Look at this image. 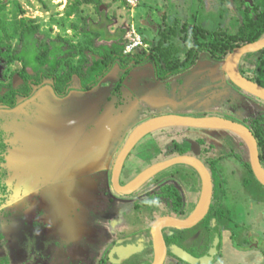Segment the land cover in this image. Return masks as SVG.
Here are the masks:
<instances>
[{"label": "flooded vegetation", "instance_id": "af4514ba", "mask_svg": "<svg viewBox=\"0 0 264 264\" xmlns=\"http://www.w3.org/2000/svg\"><path fill=\"white\" fill-rule=\"evenodd\" d=\"M217 2L216 0H196V4L199 8H206L208 6L207 9L212 6L216 8ZM219 3L223 8L220 15L224 17H221V19L224 18L223 21L226 23L230 21L234 22L235 20L237 23L235 31L243 25L244 18L247 16L251 19H257L260 13H264V0H219ZM201 21L202 19L196 17L195 14L193 21H188L186 24V27L191 26V30L186 31V36H190L191 31L194 30L196 26L203 28L204 26ZM205 25L208 27V30H205L208 39H205V41L216 39L218 37L217 33L222 30L232 31V29H227L226 24L214 28L213 25H208L207 21H205ZM19 41L18 38L14 46L7 45L4 43L0 34V175L2 173L5 175V177H3V175L0 177V185H7L4 191L9 192L8 197H2L4 193H2L0 189V212L3 214V218L6 220L8 227L12 228L8 231H15V228L21 225L23 226V221L26 220L30 229L22 232V235L25 237L23 241L28 242L29 240L31 241L29 243H34L30 238L40 235L41 231L39 227H46L48 229L49 226L44 225L42 222L45 219H50L52 222H49V220L48 224L51 223L52 229H57L58 232L55 234L59 237V241L55 240V247H53L55 253L49 257V260L52 261L53 264H152L156 257L153 225L162 217L185 219L191 216L197 209L202 197V177L198 169L191 163H174L157 171V173L133 192L126 193L120 191V189L125 188L140 173L151 166L162 164L178 156L186 155L196 157L210 172L213 182L212 203L206 217L193 228L180 229L174 226H165L162 228V235L168 248L164 264H187L173 254V246H178L196 257H201L208 252L212 243V238L214 236H219V254L211 263L214 264L220 258L225 230L224 221L226 222V219H228V225L232 226L233 224L231 227L232 236L237 233V237H239V233L236 230L237 225L234 222L237 211L236 207L234 209V205H236V201H238L241 192L244 191L252 199L257 197L264 201V185L260 183L253 171L251 153L248 145L240 136L228 130L186 128V132L189 133L187 136L185 134L181 141L188 143V147L175 145L173 141L174 135L170 133V130L173 128L155 131L140 140L136 146L133 147L124 160L121 170L117 175H115L117 157L131 130L134 128L128 131L129 123L126 125V130L121 131L117 134L118 136L115 135L114 138L108 142L110 143L108 147L92 148L97 150L96 155L94 152L95 150H89V152L85 154L79 153L82 147L76 145L75 148L74 146L69 148V152L62 158L61 152L65 150L62 143L57 145V143L43 140L42 143H48L49 149H56L58 151L57 156L62 159V163L59 164L57 168L58 179L49 178L50 180H43L41 187H39L34 195L31 194L30 197H35L34 200L38 198L37 200L39 201L41 197L45 195L46 191L49 190V187L54 184L53 182H56L60 184L62 191L60 190V193L55 190L54 195L52 190L50 195L53 194L54 199L57 200L55 203L56 205L60 204V199H64L66 202L62 208L54 210L50 208L46 199L43 198L42 201L44 200L45 203L40 204L43 209L42 212H39V215L33 218V220H27L28 216L24 214V208L22 209V198L13 194L9 184V180L13 176H16L14 165L10 163L12 151L15 150V152H17L16 149H22L24 152L25 146H20V143L25 140L24 137L27 133H32L33 127L36 129L39 128L37 134L42 133L45 136L49 135L48 137L57 136L60 142L69 139H78L79 134L72 130L67 131L61 119H58L54 113L47 112L48 107L46 106L47 104L49 105V103L44 102V96L39 99L41 94L35 100L29 101L28 104L24 106L20 126H14L13 116L10 117L9 115H14V108L18 105L19 100L30 98L35 94L36 88H41V85L45 83L52 87V82L50 81L44 80L37 83L34 79L27 77L24 72L23 62L13 58L12 50L17 49ZM190 43L191 41L186 42V55L190 48ZM4 53L11 55V59L15 62H20L21 65L20 69L13 72V76L9 81L4 76L3 69H1L6 57H2ZM256 53L257 57H261L259 55L262 54L263 58V50ZM202 55L203 57H201ZM203 58L211 65L215 66L219 64L223 68L225 59L216 60V58L207 55L205 52H202L200 58L196 60L193 67H198L201 62L200 59ZM238 64V69L242 74L264 86V80L258 78V76H264V74L256 73L255 71L254 77L246 73L247 67L254 65L252 61H240ZM164 67L167 68L168 66L165 65ZM193 67H191V69ZM186 71H190V69H186ZM205 74L209 79V75L207 73ZM223 74L226 75V72L224 71ZM162 76L163 75L160 76L161 79L165 78ZM132 80L136 84L134 77L131 75L130 82H132ZM25 81L32 87V92L29 96L18 98L14 106L8 105L1 99V95L6 91H11V86L13 88H18L24 84ZM216 83H229L231 84V88L237 90V92H232V98L229 96L223 103V106L227 107L228 110H226L224 115L218 112L210 115L193 114V116L221 117L233 120L244 124L256 137L253 119L258 116H263L264 118V100L245 93L242 89L228 80V77L225 82H212V84ZM159 86L157 85V87ZM135 87L138 88V92H136L135 95L133 93L129 96L131 100H129V102L134 103V100H137V102L141 103V97L144 93L139 91V84ZM48 89L49 88L45 86L43 88V93L50 92ZM72 89L71 87L70 92ZM206 89L207 88L204 87L202 91H206ZM84 91L85 90H81L83 93ZM52 94L50 95L53 99L64 101L70 93L66 96H61L54 90L55 95L53 96ZM165 96L169 97L167 99L171 103L172 96H167L166 94L162 97ZM107 100L110 101L109 99H105L101 102H96L95 105L94 103L93 105H89V107L94 108L95 111L98 109V113L95 117L101 120L96 121L95 124L102 123L103 120L101 117L102 115L105 116L102 112L113 109L112 105V108H110V103L104 105ZM237 100H242L247 103L246 105H249L253 113L250 115L242 114V109H239L236 104ZM191 101L192 100L187 101L186 105ZM166 103L169 105L167 101ZM134 104L136 106V103ZM124 105L127 106L126 100ZM169 107L170 108H166L162 114L172 112V106ZM115 109L119 111L120 108L116 107ZM40 121L45 126H42ZM52 122L55 124H52ZM140 122L136 123L135 126ZM262 125L264 127V122ZM191 131H194V134H190ZM124 132L126 133L124 134ZM110 133H115V131ZM197 133H199V135H197ZM149 136H152L151 142L153 143L149 145L150 142H147L146 145L140 146V143L144 142ZM192 141H194L193 146ZM218 142H221V145L225 144V146L223 145V147H220L217 145ZM27 143L29 144L26 145L28 146V151L26 153L29 158L31 155L32 142L27 140ZM52 144L54 147L51 146ZM3 147L5 148L4 150H2ZM102 148H104V150ZM91 152L94 153L90 154ZM87 155H92L95 159V163L82 166L84 165L82 163L85 161L83 158ZM259 156L261 164L264 167L260 149ZM101 158L103 164L101 163ZM144 161H149V163H145ZM255 180L259 185L261 184L263 186L260 190L254 189ZM15 181L17 182L16 179ZM232 186H237V188L242 189L235 191L237 198L234 202L233 200H224L228 197L230 191H232ZM88 187L93 188L98 197L96 198V204L91 208L85 206L83 199L80 198L77 193L78 189H86ZM51 198L52 196H48V200ZM48 208H50L53 213H48ZM221 210L225 213L224 218H222V215L219 213ZM86 220L92 221V227H96L97 232L94 233V236L91 234L92 232H89L87 229ZM198 232H202V238H200L199 243L194 240ZM26 236H29V238L27 239ZM64 239H66L67 242H64ZM246 242L247 240H245V243ZM41 245L46 248L48 247V245L42 243V241L39 245L40 248ZM35 251L36 253H44L42 250L37 252L35 249Z\"/></svg>", "mask_w": 264, "mask_h": 264}, {"label": "rangeland", "instance_id": "374dc122", "mask_svg": "<svg viewBox=\"0 0 264 264\" xmlns=\"http://www.w3.org/2000/svg\"><path fill=\"white\" fill-rule=\"evenodd\" d=\"M217 7H211L209 9L208 6L204 8H199L196 4V0H186V8L183 11L185 15H187L190 20L192 21L194 19V15L196 14V17L202 19V21H207L208 25H213L214 28L221 27L223 24L227 25V29H232V31H235L237 23L235 22H228L226 23L221 19V17H224L223 15H220L221 10L223 9L222 6L219 3V0H216ZM4 4H6L5 8L0 11V17L4 23V31L1 33V36L3 38V41L7 45H15L18 40L17 30L19 27V20L22 18L28 19L29 21L34 20L35 22H38L41 25V31L40 34L44 36V38L49 37H55L56 35H61L63 37H70L71 40L74 42H77L81 46L85 47H93L92 43L87 41L86 35H74L73 31H71L70 27L72 23H75L76 21L80 23H84V17L88 15V9L85 8L81 10V13H78L76 16L68 15L69 10L71 9V2L73 3L74 0H2ZM117 6H119L116 9H105L107 11V16L109 20H116L118 27L123 26L129 30L130 24L133 22L132 20V9L126 8L123 3H120ZM86 5V4H85ZM100 9V7L98 6ZM262 8V7H261ZM104 9V8H103ZM92 13L95 15L94 11ZM98 16V15H97ZM96 16V17H97ZM138 16V15H137ZM188 22V19L186 18V23ZM191 30V26L186 27V31ZM208 30V29H204ZM216 30V29H215ZM218 30V29H217ZM74 36V38L72 37ZM72 41V42H73ZM14 48V47H13ZM5 61L3 62L1 69H3V74L6 77V79L9 81L12 76L13 72L17 69L21 68L20 62H15L11 58V55L6 54L5 55ZM262 58V54L259 55ZM264 58V55H263ZM75 64H78L74 62ZM249 66L247 67L246 73L249 75H252L255 77V73L253 70L255 67ZM168 77V78H167ZM170 77V78H169ZM174 78V77H173ZM176 78H182V77H176ZM186 90H182L180 94H177L176 91H172L173 86H175L174 81H172L170 84L158 86L155 85V81L151 80L150 77H147L144 75L142 78V83H140L139 91L141 93H158L159 97L163 95H175V97H178L180 100V104L184 105L187 101L192 100L191 102H188V105L182 106L183 108L178 110V113L180 114H187V115H204V114H214V113H220L224 115L226 112L227 107L223 106V103L225 100L231 95L232 92H237L235 88H231V84H212L210 80L207 78L206 74H200V75H193L192 73H186ZM258 78L263 79L262 76H258ZM121 79V75L117 74L116 77H111L109 79V82H111L112 86L111 88H104L101 89L99 87H95L90 92H85L84 94H79L77 92H71L69 94V97L65 98L64 101H57L51 97L50 94L53 96L54 90L53 88L48 85L47 83L41 85L40 87H37L36 91L34 92L30 98H25L19 100L18 105L14 108V115H9L10 117L13 116V122L15 123L14 126L18 127L21 123L22 113L24 112V106L28 104L29 101L35 100L39 95L41 94V99L43 96L45 98L44 102L49 103L46 107H48L47 112H52L54 115L61 119L62 124H64V128L67 131L72 130L73 132H77L80 137L78 139H69L67 141L60 142L59 138L57 136L54 137H48L44 134L40 133L37 134L38 129L32 128V133H27L24 137V141L20 143V146H25L24 150L27 152V148L29 143H27V140L32 142L31 147V154L32 155H38L45 149H49L48 143H42L43 140H46L47 142H54L57 143V145H60L62 143V146L65 148V150H62V158H64L65 154L68 151L69 148H74L77 146L82 147L86 146L85 148H81L82 150L79 153H86L89 152V148H95L99 145V147H105L109 146L110 142L114 136H118L121 131L126 130V125L129 123L128 129L131 130L136 123L140 122L143 118H149L156 114H153L154 112L150 111L145 115H138L140 108L145 109V106H150L149 99L142 101L141 103L137 102V100H134V103H138V106L136 107L134 103H130L129 100V91L132 90V92L135 93L138 92V88L135 87L136 84L132 80L130 82V78L128 81H125L124 84L130 85L129 87L131 89L127 90L129 87H121L120 89H112L113 83L116 82V80ZM168 79H171V76H165L163 78L164 81H167ZM107 80V79H106ZM136 81V79H134ZM176 80V79H175ZM179 80V79H177ZM175 81L177 83L178 81ZM184 80V79H182ZM152 83H151V82ZM149 82V83H148ZM153 85L154 88H151L149 85ZM134 85V86H133ZM47 86L50 92H44L43 88ZM77 86V85H76ZM75 85L72 86V88L76 87ZM157 87V89H156ZM207 88L206 91H202V88ZM166 88L168 90H166ZM239 93V92H238ZM241 93V92H240ZM50 95V96H49ZM110 96L115 97V101H118L119 98L127 101V106H125L123 103L120 104L119 114L115 111V105L117 102L114 100L105 101L104 105L109 104L110 102V108L111 105L113 106L114 113L112 114H105L102 118V123L95 124V120L92 119L86 120L84 122V118L80 116V114L83 113H89L90 116L94 115V111H88L87 106L93 105L94 100H101L104 97ZM171 97V96H170ZM232 98V97H231ZM155 99V98H154ZM174 101L173 99H171ZM246 100V99H245ZM131 101V100H130ZM155 101H161L160 99H156ZM243 104H242V103ZM237 106L239 109H242V114H252V109H250L249 105H246L242 100L236 101ZM95 105V103H94ZM254 110V109H253ZM95 119H99L95 117ZM139 119V120H138ZM101 120V119H100ZM129 121V122H128ZM134 123V124H133ZM52 124H55L52 122ZM112 130L115 131V133H110ZM185 130V129H184ZM184 130H178V129H171L170 133L172 135H175L178 138H184L185 134L189 132H184ZM76 133V134H77ZM126 132H124L125 134ZM180 133V134H178ZM196 133V132H195ZM122 134V133H121ZM123 134V135H124ZM190 134H194V131H191ZM199 135V133H197ZM152 136H149L144 142L140 143V146L146 145L147 142H150L152 144ZM108 140V141H107ZM169 140V139H168ZM208 144V143H207ZM217 145L220 147L225 146V144L221 145V142H218ZM35 146V148H34ZM112 146V143H111ZM104 150V148H102ZM95 150V149H90ZM95 155L97 150L94 151ZM103 152V151H102ZM226 152V151H225ZM101 156V154L99 153ZM85 161L84 164H91L95 163V159L92 155H87L83 158ZM64 160V159H63ZM100 162V160H99ZM145 162V161H144ZM101 163L102 158H101ZM145 163H149L145 162ZM145 165V164H143ZM80 185V184H79ZM257 186V187H256ZM263 186L255 180L254 182V189L260 190ZM232 191H230L228 197H226L224 200L227 201H236L237 195L235 191L242 190L241 188H237V186H232ZM40 191V190H39ZM77 193L80 198L83 199V203L87 208H91L96 203L97 193L96 191L88 187L86 189H78ZM254 200V201H253ZM256 199L250 198L244 191L241 192L240 197L238 198V201H236V205H234V209L236 207V214H235V224L237 225V232L239 233V237L237 242H239L242 247L245 248H253V247H264V222L257 221L259 217H257L256 209L261 210L262 209V203H257L256 208ZM238 204V205H237ZM24 206H22V209ZM1 211V209H0ZM258 212V211H257ZM87 224L86 227L91 231L92 235L94 236V233L96 231V227H92V221L86 220ZM232 223V222H231ZM48 225L49 224H45ZM233 226V224H232ZM11 230V227H8L6 220L3 218V214L0 212V264H53L52 261L49 260V257H51L52 250L49 252L39 253L40 251L38 248H36V244L29 243L31 241L28 240V242L23 241L25 240V237L22 235V232L25 230H29L30 227L27 224V221H23V226H19L15 228V231L9 232L8 230ZM14 230V229H13ZM47 231H50V226L48 227ZM20 232V233H19ZM43 232V231H42ZM55 234V232L53 233ZM44 235V233L42 234ZM196 235V234H195ZM194 235V236H195ZM27 239L29 236H26ZM34 237H31L30 240L32 242L34 241ZM200 238H202V232H198L196 238L194 239L197 243H199ZM99 239V238H98ZM236 239V238H235ZM245 240L247 242L245 243ZM42 243L46 244L44 242V239L42 238ZM47 245V244H46ZM52 246V245H51ZM35 248L37 249V252L35 251ZM44 257V258H43ZM46 257V258H45Z\"/></svg>", "mask_w": 264, "mask_h": 264}, {"label": "crops", "instance_id": "0c3cea01", "mask_svg": "<svg viewBox=\"0 0 264 264\" xmlns=\"http://www.w3.org/2000/svg\"><path fill=\"white\" fill-rule=\"evenodd\" d=\"M120 3H123L126 8H131L127 6L124 0H100L96 3H89L86 5L84 4L82 6V10L85 8L88 9L89 11L88 15H90V19L86 21L87 23L84 22L85 24L80 23L79 21L78 22L76 21L75 23L71 24L70 29L71 31H73L74 35L75 34L76 35H83V34L86 35L87 41L91 42L93 47H90V48L89 47L87 48L85 46L83 47L88 49L87 53L88 51H92L93 54L95 55H99L102 52V48L100 47V45L97 44V41L101 43L114 42L121 34H124V32H125L124 38H126L127 40L128 33H130L132 30L137 32L144 41V45L139 49L140 50L143 49L147 51V54L150 57L142 65L135 67L129 73V75L125 77L124 81H128L131 75L132 77H134V79H136V85L139 84V86H140V83L143 82L142 78L144 77V75L147 77H150L151 80H154L155 85H158V84L167 85V84H170L172 81H174L173 84H175V86H173L172 89L170 90L176 91L177 94H180L182 90H186V78H185L186 73H192L193 75H200V74L207 73L210 77L209 78L210 81L214 83L216 81L225 82L227 76L223 74L224 71H223L222 66L219 64L213 66L207 61H205L204 58L200 59L201 61V62L199 61L200 63L198 62L200 67L196 66V67H193L192 69L190 68V71L185 70L177 74L172 73L170 74L171 79H168L167 81H164L163 79H161L160 75L158 77L157 66H156L157 63L154 60L157 58L160 65L165 66L163 64V61L162 60L160 61V59H162V55L159 51L160 42L162 41L164 42L162 44V47L166 48V50L170 49V52L173 51L172 53H174L175 55L174 57H177L179 62H183L186 59V42H187L186 41V24H187L186 18H188V21L191 22L190 18L183 13V11L186 8V0H139L138 5L134 8H131L133 12L131 21L133 22L130 24L129 30L123 26L118 27L116 20L108 19L107 11L105 9H116L121 5ZM118 4L119 6H117ZM98 6L100 7V9L98 8ZM92 11H94L95 15L92 13ZM76 15L77 14H75L74 16ZM201 22L204 26L203 29L205 28L207 29L208 27L205 25V21H201ZM83 28H85V31L83 30ZM170 30L172 33H170ZM72 37L74 38V36ZM68 39L71 40L70 37ZM74 43L78 44L77 42H74ZM244 56H242V58L239 60L238 63L242 61ZM82 58L86 59L82 54H79L76 60H79ZM253 72H255V69L253 70ZM121 73H122L121 69L115 68L113 71L108 73V75L104 78L103 81H101L98 84L97 87L99 88L101 87L103 89L111 88L112 84L111 82H109V79L111 77H116L117 74L121 75ZM176 77H182V78H176ZM262 77L264 78V76ZM175 79L176 80L179 79L177 80L178 81L177 83H175L176 81ZM74 85L75 86L77 85V86L73 88L71 92H74V91L77 92V91L82 90L78 84H74ZM127 86H130V85H127ZM150 87L154 88L153 85H151ZM166 90L168 89L166 88ZM90 91L91 90L84 91V93L90 92ZM77 93L84 94L83 92H77ZM131 94H133L132 90L129 91V96H131ZM158 96L159 95L156 92L155 93L149 92L148 94L144 93L143 96L141 97V102L146 100L147 98H150L149 99L150 106H148V108L147 106H145V109H142L141 107L138 115H145L148 112L150 113V111L154 112L153 114L159 115V114L164 113L166 108H170L169 106H172L171 107L172 109L175 108V111L178 113V110L183 108L182 106H186V104L184 105L180 104L179 98L175 97L174 94L171 95L172 99L174 100L171 103L167 99L169 97L160 96L159 98ZM167 96H169V94ZM67 97H69V95ZM156 99H160L161 101H155ZM103 100L105 99L104 98L101 100L97 99V100H94L93 103H96L99 101L101 102ZM113 100L115 101V98ZM166 101L168 102L169 105H167ZM115 102H117L115 105V108L116 107L120 108V104L121 103L124 104L125 100L119 98V100ZM137 105L138 104L136 103V106ZM87 109H89L88 111H94L95 114L92 116H90L89 113L80 114V116L84 118L83 121L86 122V120L94 119L96 123L95 115L98 113V109H96L95 111L94 108H90L89 106H87ZM115 111H117L116 113L119 114V111L117 109H115ZM112 113H114V110L111 111L110 109L106 110L105 112H102V114H112ZM146 119H148V117L144 119L142 118L141 121H144ZM40 124L42 126H45L41 121H40ZM79 138H82V137H80L79 135ZM51 146L54 147L53 144ZM85 147L86 146H82V148H85ZM97 147L99 146H96V148ZM50 149L43 150L38 155L31 154L29 158L27 157L26 151L24 150L23 152L22 149L20 150L16 149L17 152H15V150L12 151L10 155V163L11 165H14V168L16 170V176H13L9 180L10 188L17 197L22 198L21 203L24 206V210H25L24 214L28 216V219H27L28 221L33 220V218L39 215V212H42L43 209L40 204L45 203L44 200L42 201L43 198L46 199L48 205H50V208L54 210L62 208L66 202L64 199L63 200L60 199L59 200L60 204H57V205L55 204L57 200L54 199V196H53L54 191L55 190L59 192L60 190L62 191V189L60 188V184L56 182H53L54 184H52L49 187V190L46 191L45 195L42 196L39 201L37 200L38 198L34 200L35 197H30L31 194L34 195L39 189V187H41L42 185L41 183L43 180L46 181L49 178L58 179L57 168H58V165L62 163V159L58 158L57 156L58 151L56 149H51V150ZM90 149L92 148H89L88 150ZM93 153L94 152H91L90 154H93ZM75 163H78V162H75ZM85 165L86 164L82 166H85ZM15 179L17 180V182L15 181ZM52 190H53V194L50 195ZM48 196L50 197L52 196V198L48 200ZM255 199L257 200L256 208H257V203H260V202L262 203V209L261 210L256 209L257 217H259L257 221L259 222L260 220L264 222V201H262L263 199L261 198L258 199L257 197ZM50 208H48L49 209L48 213L51 214L53 213V211L50 210ZM49 220L45 219L42 223L45 225L48 223ZM231 227H232L231 225H227L224 227L225 230H224V237H223V246L221 249L220 258L214 264H264V247H259V248L258 247H253V248L242 247V245L239 242H237L238 237L235 239L234 236H232ZM43 233H44L43 235L44 242L48 245V247L46 248L41 245L40 250L44 252H49L50 250H52L51 252L52 254H54L55 249L53 247H55V243L53 241L50 242V240H53L54 238H56L57 235L53 234L54 232L52 231L48 232L46 227L43 230V232H41V235Z\"/></svg>", "mask_w": 264, "mask_h": 264}, {"label": "trees", "instance_id": "16d2710c", "mask_svg": "<svg viewBox=\"0 0 264 264\" xmlns=\"http://www.w3.org/2000/svg\"><path fill=\"white\" fill-rule=\"evenodd\" d=\"M98 1L100 0H74L68 15L81 13L84 4L96 3ZM5 6L6 4L0 0V11H2ZM88 19H90V15L84 17V22ZM83 30L85 31V28H83ZM3 31L4 23L0 17V34ZM40 31L41 25L38 22H35L34 20L29 21L25 18L19 20L17 35L20 41L17 49L12 50V55L14 59L23 62L24 72L27 77L34 79L37 83L44 80L52 82V87L55 92L61 96L68 95L74 84H78L81 89L85 91L94 89L104 80L108 73L115 68L121 69L122 73L121 79L116 80V82L113 83L112 89L115 90L120 89L121 87H129L124 84L125 77L129 75L135 66L143 64L147 61L148 57H150L147 54V51L143 49H137V51L132 54H126L125 47L127 40L124 38L125 32L114 42L101 43L97 41V44L102 48V52L99 55H95L92 51H88L87 53L88 49L72 42L66 37L57 35L53 38L49 36L44 38V36L40 34ZM170 33H172L171 30ZM217 35L218 37L216 39L205 41V39H208L207 32L202 27L196 26L195 29L191 31L190 36H186V41H191V43L190 48L187 51L186 59L183 62H179L178 58L174 57L175 55L172 53L173 51L170 52V49L166 50V48L162 47V44L164 43L163 41L160 42L159 51L162 55L160 61L162 60L163 64L168 67L165 68L163 65H160L156 58L154 61L158 64V75L161 76L164 73L162 77H165L172 73L177 74L186 69H190L195 65L196 60L200 58L202 52L216 58V60H223L233 48L260 39L264 35V13H260L257 19H251L247 16L244 18L243 25H241L237 31L232 32L229 30H222L218 32ZM5 54L6 53L2 56L3 58L5 57ZM79 54H82L86 59L82 58L76 60ZM256 54L257 53H248L243 57L242 61H252L256 67V73L264 74V60L261 57H257ZM74 62L78 64H75ZM10 89L11 91H6L1 95V99L10 106H14L17 103L18 98L29 96L32 92V87L29 86L26 81L20 87L13 88L11 86ZM129 89L131 88H127L126 91ZM114 98L115 97L112 98V96H110L109 99L107 96L105 99L113 100ZM98 120L100 119H97L96 121ZM263 122V116H258L253 119L261 158L264 161ZM173 129L184 130L186 128L175 127ZM173 141L176 146L188 147V143L184 141L182 142L181 138L178 139L175 135L173 136ZM4 149L5 148L3 147L2 150ZM2 175L5 177L3 173L0 177ZM6 186L7 185L5 184L0 185V189L2 190V193H4L2 197H8L9 195L8 191H4ZM219 213L222 215V218L225 217L223 210ZM226 220V222L224 221L225 226L229 223L228 219ZM49 222L52 221L50 220ZM49 226L50 231L55 233L58 232L57 229L51 228V223H49ZM39 228L41 232L45 229L44 227ZM41 232L39 236L37 235L33 238L34 244H36V248L39 250V245L43 238ZM58 238L59 237L56 236V238L50 240V242L53 241L55 243V240L59 241ZM234 238H237V233L234 234ZM64 242H67L66 239H64Z\"/></svg>", "mask_w": 264, "mask_h": 264}, {"label": "water", "instance_id": "95a60500", "mask_svg": "<svg viewBox=\"0 0 264 264\" xmlns=\"http://www.w3.org/2000/svg\"><path fill=\"white\" fill-rule=\"evenodd\" d=\"M262 50H264V35L254 42L234 48L224 60L223 68L228 80L242 89L245 93L264 100V86L242 74L237 66L239 60L245 54L256 53ZM175 127L228 130L240 136L249 147L253 171L260 183L264 185V167L260 161L257 139L248 127L242 123L221 117H202L180 114L177 113L175 109H172V112L168 114H159L149 117L134 126L117 157L115 175L121 170L124 160L140 140L155 131ZM193 145L194 141H192V146ZM186 162L195 166L202 177V197L197 209L188 218L177 219L173 217H162L155 222L153 225V235L155 240L156 257L152 264H164L167 256L168 248L162 235V228L165 226H174L180 229H191L200 223L208 214L213 198V182L211 174L205 165L196 157L182 155L162 164L160 163L151 166L140 173L125 188L120 189V191L126 193L133 192L162 168L174 163ZM219 245L220 237L214 236L208 252L201 257H196L178 246H173V254L187 264H211L219 254Z\"/></svg>", "mask_w": 264, "mask_h": 264}, {"label": "built area", "instance_id": "2783aa9c", "mask_svg": "<svg viewBox=\"0 0 264 264\" xmlns=\"http://www.w3.org/2000/svg\"><path fill=\"white\" fill-rule=\"evenodd\" d=\"M124 2L127 4V6L134 8L138 5L139 0H124ZM127 40L128 41L125 47L126 54H132L144 45L142 37L134 30L128 33Z\"/></svg>", "mask_w": 264, "mask_h": 264}, {"label": "bare ground", "instance_id": "6f19581e", "mask_svg": "<svg viewBox=\"0 0 264 264\" xmlns=\"http://www.w3.org/2000/svg\"><path fill=\"white\" fill-rule=\"evenodd\" d=\"M13 220V219H12Z\"/></svg>", "mask_w": 264, "mask_h": 264}]
</instances>
